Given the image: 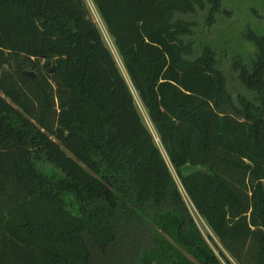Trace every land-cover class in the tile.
I'll return each instance as SVG.
<instances>
[{
	"label": "trees",
	"instance_id": "obj_1",
	"mask_svg": "<svg viewBox=\"0 0 264 264\" xmlns=\"http://www.w3.org/2000/svg\"><path fill=\"white\" fill-rule=\"evenodd\" d=\"M92 1L126 74L87 0H0V264H224L136 94L223 248L264 264V35L244 36L235 100L214 45L173 19L213 24L227 0Z\"/></svg>",
	"mask_w": 264,
	"mask_h": 264
},
{
	"label": "rangeland",
	"instance_id": "obj_2",
	"mask_svg": "<svg viewBox=\"0 0 264 264\" xmlns=\"http://www.w3.org/2000/svg\"><path fill=\"white\" fill-rule=\"evenodd\" d=\"M88 4L91 9L92 18L100 26L107 44L112 49L116 59L119 62L121 69L126 74V70L123 66L118 51L114 45L111 36L107 32L106 26L98 10L96 9L93 1L91 3L88 2ZM225 5H227V11H221L217 15L216 22L213 24L209 23L208 21L207 9H198V11L196 12L187 14L177 13L174 15L173 19H184L191 22L192 27L195 31L193 39H197L202 42L214 45V48L217 50L218 53V65L224 71L227 77L228 90L235 100L240 94H245L248 97H252V92L241 82L239 78V71L236 69L235 59L237 57L239 58L240 56H247V59L245 60L249 62L248 58L251 54L249 53V50L252 51L253 49H255L253 43L244 37L246 33H248L249 31H255L258 34L264 35V0H227L225 2ZM243 38L246 39L245 42L243 41ZM243 44L245 45V47L243 46ZM42 63H45V61H43ZM136 98L146 124L153 132L157 143L159 144L167 161L169 162L171 171L173 172V175L177 183L179 184L186 205L188 206V209L191 215L193 216L197 226L199 227L209 244L215 250L217 255H219L224 264H238V262L234 260L230 256V254L223 248L218 238L215 236V234L209 227L206 220L198 213V211L192 204L190 198L188 197L186 191L183 188V185L180 181V178L178 177L175 168L169 160V157L160 141L158 133L156 132L154 126L151 123L148 113L142 105L137 94ZM227 175H229V179H232L233 176L235 177V179L238 178V175L235 174V171L229 170V173ZM235 179L234 182L237 183ZM165 208L166 206L163 205L161 209L163 210ZM157 210L158 209L154 207H150L149 211L146 212L145 218L139 222V224L145 231V234H143L144 239H146L149 234H152L153 230L158 229V226L155 223L154 219V212H156ZM211 237H213L215 241L212 240ZM87 241L93 248L94 245L88 237ZM215 243H217L219 247L225 252V254L230 259L231 263H228L223 258L220 253V250L218 249V246ZM136 253L137 252L135 251V249H132L130 254H128L127 252V255L124 259H134L136 257Z\"/></svg>",
	"mask_w": 264,
	"mask_h": 264
},
{
	"label": "water",
	"instance_id": "obj_3",
	"mask_svg": "<svg viewBox=\"0 0 264 264\" xmlns=\"http://www.w3.org/2000/svg\"><path fill=\"white\" fill-rule=\"evenodd\" d=\"M45 67L48 69L50 73L56 72V65L52 64L50 61L45 63ZM26 75H29L31 77H35V72H26Z\"/></svg>",
	"mask_w": 264,
	"mask_h": 264
},
{
	"label": "snow or ice",
	"instance_id": "obj_4",
	"mask_svg": "<svg viewBox=\"0 0 264 264\" xmlns=\"http://www.w3.org/2000/svg\"><path fill=\"white\" fill-rule=\"evenodd\" d=\"M88 2H89V3H91V2H92V0H88Z\"/></svg>",
	"mask_w": 264,
	"mask_h": 264
}]
</instances>
